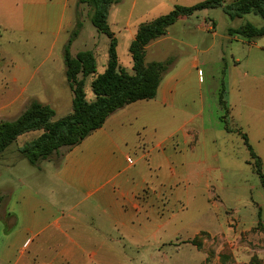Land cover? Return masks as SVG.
<instances>
[{
	"label": "crops",
	"instance_id": "obj_1",
	"mask_svg": "<svg viewBox=\"0 0 264 264\" xmlns=\"http://www.w3.org/2000/svg\"><path fill=\"white\" fill-rule=\"evenodd\" d=\"M76 1L0 0V37L36 39L31 48L47 51L48 58L59 61L39 75V69L27 63L0 57L8 67L6 74L0 73L6 81L0 89V98L6 100L0 105L20 106L14 118L31 100L40 102L52 93L49 84L56 81L55 69L64 76L62 53L74 24ZM239 41L246 46L245 54L235 59L242 71L238 77L242 99L254 106L255 101L264 102V70L249 66L255 59L250 55L254 50L264 52V47ZM65 82L64 76V87L71 93ZM169 85L164 75L154 99L116 111L78 145L60 149L57 163L53 155L35 165L28 163L31 169L24 165L18 149L39 131L19 136L13 149L9 146L0 154V264H125L130 248L155 240L164 230L176 241L201 233L211 238L231 233L229 213L219 210L174 231V178L188 186L193 183L194 192L208 194L212 208L222 204L211 198L209 182L195 184V178L203 176L193 170L199 165L205 169L206 162L194 160L190 132H182L181 126L174 131V92ZM249 137L264 170V131L254 143ZM4 170L8 175L3 176ZM241 225L235 229L241 230Z\"/></svg>",
	"mask_w": 264,
	"mask_h": 264
},
{
	"label": "rangeland",
	"instance_id": "obj_2",
	"mask_svg": "<svg viewBox=\"0 0 264 264\" xmlns=\"http://www.w3.org/2000/svg\"><path fill=\"white\" fill-rule=\"evenodd\" d=\"M115 1L109 10L108 24L117 39L118 64L131 73L128 46L137 27L167 14L175 5L191 6L204 0ZM232 1L225 0V4ZM81 13L83 28L70 51L72 56L79 51H91L100 74L108 61V39L88 22L86 8H82ZM245 23L264 27V20L254 14L230 20L223 8L199 11L187 19L177 20L164 36L146 47L145 54L146 63L171 61L165 76L174 92V131L181 126L182 132H190L188 141L190 145L194 143V160L201 158L206 162L205 169L199 165L193 170L203 176L195 178V184L198 180L204 184L209 182L211 198L214 196L215 201L222 204L218 209L212 208L208 194L203 195L202 190L194 192L193 183L188 186L186 181L180 183L174 178V231L188 223L197 224L218 210L229 213L227 222L232 231L227 236L211 238L201 233L191 240L176 241L164 230L155 240L142 241L137 248H130L125 264H264V191L248 164L250 156L241 135L244 134L248 142L250 136L252 143L260 139L264 131V102L255 101L257 104L252 106L245 98L243 101L238 79L242 71L236 67L235 59L245 54L246 46L239 41L241 37L227 34L229 28ZM10 36L3 34L0 37V57H13L27 63L32 69H39V75L59 65L58 59L48 58L47 51L30 47L36 39L29 38L24 42V37L15 35L10 39ZM252 43L264 47V37L254 39ZM256 51L250 55L256 60L249 66L256 71L264 70V52ZM7 71L8 67L1 61L0 73ZM52 73L56 75V81L49 84L52 93L40 102L50 104L55 111L54 120H57L72 111V95L64 87L62 72L55 69ZM91 80L92 77L86 78L84 86L88 101L94 98ZM248 85L251 86L250 81ZM5 86L6 81L1 80L0 74V89ZM5 100L0 98L3 103ZM20 108L0 105V119L14 118ZM226 128L229 133L225 132ZM166 131L165 128L162 130L163 136ZM190 148L184 149L189 153ZM59 158L55 155L54 162L57 163ZM23 161L31 169L28 162ZM6 175L8 171L4 170L3 176ZM237 223L243 224L241 230L235 229Z\"/></svg>",
	"mask_w": 264,
	"mask_h": 264
},
{
	"label": "trees",
	"instance_id": "obj_3",
	"mask_svg": "<svg viewBox=\"0 0 264 264\" xmlns=\"http://www.w3.org/2000/svg\"><path fill=\"white\" fill-rule=\"evenodd\" d=\"M115 0H77L74 8V24L68 33L63 47L64 76L72 93V111L54 120L52 107L31 100L26 108L14 119L0 120V154L16 139L26 133L39 131L40 135L24 144L18 153L29 164L35 165L56 155L60 149H70L82 142L93 131L102 127L116 111L142 100L155 98L162 77L169 71L171 61L145 62L146 47L154 40L164 36L170 26L181 18H189L207 9L223 8L230 19L241 18L247 14L260 16L264 20V0H204L191 6L175 5L165 15L140 24L128 46L132 60L131 73L120 67L117 59V39L108 24L110 7ZM82 8L87 9L88 22L95 30L108 39V61L103 72L96 71V59L89 51L71 54L72 43L79 36L83 21ZM227 34L238 36L250 42L264 37V27L245 23L229 28ZM92 77L90 89L92 101L86 99L85 80ZM222 96H220L221 98ZM226 131L228 129L226 128ZM242 135L243 144L249 152L248 164L259 179L264 191V171L261 159L253 152L247 138ZM2 196L0 195V204Z\"/></svg>",
	"mask_w": 264,
	"mask_h": 264
}]
</instances>
